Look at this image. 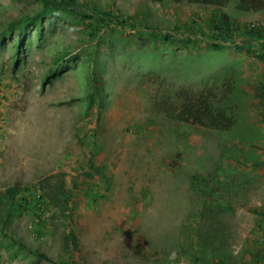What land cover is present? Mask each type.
<instances>
[{
    "label": "rangeland",
    "instance_id": "obj_1",
    "mask_svg": "<svg viewBox=\"0 0 264 264\" xmlns=\"http://www.w3.org/2000/svg\"><path fill=\"white\" fill-rule=\"evenodd\" d=\"M74 2L0 0V264H264V61L213 47L195 0ZM230 77V131L165 111Z\"/></svg>",
    "mask_w": 264,
    "mask_h": 264
},
{
    "label": "trees",
    "instance_id": "obj_2",
    "mask_svg": "<svg viewBox=\"0 0 264 264\" xmlns=\"http://www.w3.org/2000/svg\"><path fill=\"white\" fill-rule=\"evenodd\" d=\"M43 4L44 15L48 11H66L70 14H79L74 0H41ZM230 0H195V3L210 7L214 10V18L210 20V33L205 37L215 48L223 46H232L235 49L250 54H254L264 61V34L255 28H249L246 25L235 24L230 17L222 13V9ZM237 10L241 12H260L264 10V0H237ZM97 12V9H94ZM41 17V16H40ZM39 18V17H38ZM37 17L35 20L38 19ZM195 36V34H193ZM193 38V36H191ZM192 41V39H191ZM225 95L221 102L213 88L196 92L187 89L178 93L180 105H168L165 111L173 113V118L179 122L196 125L204 129L215 131H230L237 123L236 108L228 105L218 106L223 101H229L230 94L234 89L233 79L227 78L224 82ZM260 98L264 100V83L259 88ZM209 208H204V214L208 211L207 225L204 231L198 235L200 242H207L216 248L214 240L216 239L213 225L217 222V212L210 203H206ZM208 209V210H207ZM216 214V215H215ZM216 221V222H215ZM215 264H228L226 261H220Z\"/></svg>",
    "mask_w": 264,
    "mask_h": 264
}]
</instances>
